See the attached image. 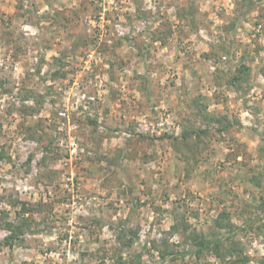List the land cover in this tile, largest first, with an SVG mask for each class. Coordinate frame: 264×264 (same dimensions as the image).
Masks as SVG:
<instances>
[{"label":"rangeland","instance_id":"rangeland-1","mask_svg":"<svg viewBox=\"0 0 264 264\" xmlns=\"http://www.w3.org/2000/svg\"><path fill=\"white\" fill-rule=\"evenodd\" d=\"M0 264H264V0H0Z\"/></svg>","mask_w":264,"mask_h":264},{"label":"trees","instance_id":"trees-1","mask_svg":"<svg viewBox=\"0 0 264 264\" xmlns=\"http://www.w3.org/2000/svg\"><path fill=\"white\" fill-rule=\"evenodd\" d=\"M214 243H217V242H207V243H203V244H202V247H203V246L206 247V246H209V245L214 244Z\"/></svg>","mask_w":264,"mask_h":264}]
</instances>
